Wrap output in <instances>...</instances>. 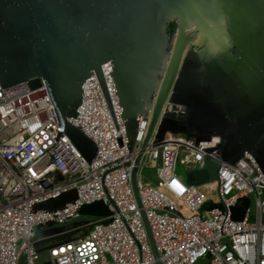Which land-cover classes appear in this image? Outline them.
<instances>
[{
	"label": "water",
	"instance_id": "water-1",
	"mask_svg": "<svg viewBox=\"0 0 264 264\" xmlns=\"http://www.w3.org/2000/svg\"><path fill=\"white\" fill-rule=\"evenodd\" d=\"M108 63L130 151L138 144V115L148 116L131 182L156 264H162L138 189L151 145L173 139L211 141L206 150L231 164L248 150L264 173V0H0L1 86L26 80L31 89L45 84L58 119L56 139L69 135L90 162L98 145L69 118L78 115L83 83L93 74L119 130L104 73ZM178 105L183 111L176 112ZM218 165L207 157L203 168L186 172L185 183L215 180ZM56 178L64 180V175L58 171ZM43 183L54 182L46 178ZM78 196L72 188L36 209L64 208ZM250 199L245 196L233 207L234 219H244ZM215 207L223 205L208 200L200 213ZM80 212L82 219L70 228L54 222L37 227L41 256L72 240L92 219L114 214L104 200L85 203Z\"/></svg>",
	"mask_w": 264,
	"mask_h": 264
},
{
	"label": "built area",
	"instance_id": "built-area-1",
	"mask_svg": "<svg viewBox=\"0 0 264 264\" xmlns=\"http://www.w3.org/2000/svg\"><path fill=\"white\" fill-rule=\"evenodd\" d=\"M104 69L119 130L93 74L83 83L78 115L69 118L97 143L91 162L69 135L56 139L59 124L45 84L34 89L27 80L7 88L0 84V264H156L131 182L148 116L138 115V144L130 151L112 64ZM168 110H173L172 104ZM210 146L211 141L173 139L151 145L146 152L141 168H156L157 181H145L140 170L138 189L159 260L264 264V173L250 151L231 164L217 151H207ZM207 157L219 164L215 180L187 185L176 176L178 161L188 171L203 168ZM58 171L64 180L57 181ZM46 178L52 186L44 185ZM72 188L79 196L64 208L36 209ZM245 196L251 198L245 217L234 219L233 207ZM95 200H104L114 214L92 219L86 234L80 232L41 256L35 244L37 227L54 222L70 228L82 219L81 207ZM208 200L223 208L200 213Z\"/></svg>",
	"mask_w": 264,
	"mask_h": 264
},
{
	"label": "rangeland",
	"instance_id": "rangeland-1",
	"mask_svg": "<svg viewBox=\"0 0 264 264\" xmlns=\"http://www.w3.org/2000/svg\"><path fill=\"white\" fill-rule=\"evenodd\" d=\"M186 167L178 161L176 165V176L185 182V177H186ZM141 174L144 178L145 181H149L151 183H156L157 178H156V168L154 167H142L141 168ZM206 260L200 259L196 264H203L205 263Z\"/></svg>",
	"mask_w": 264,
	"mask_h": 264
},
{
	"label": "flooded vegetation",
	"instance_id": "flooded-vegetation-1",
	"mask_svg": "<svg viewBox=\"0 0 264 264\" xmlns=\"http://www.w3.org/2000/svg\"><path fill=\"white\" fill-rule=\"evenodd\" d=\"M173 30H174V23H171L170 25H169V27H168V32H169V34L172 36V34H173ZM191 50H193V47L191 48ZM201 60V62L202 63H205V61L203 60V59H200ZM192 61H193V64L194 65H197L198 63H197V61H199L198 59H196L195 57L192 59ZM51 245H53L54 244V241H52L51 243H50Z\"/></svg>",
	"mask_w": 264,
	"mask_h": 264
},
{
	"label": "trees",
	"instance_id": "trees-1",
	"mask_svg": "<svg viewBox=\"0 0 264 264\" xmlns=\"http://www.w3.org/2000/svg\"><path fill=\"white\" fill-rule=\"evenodd\" d=\"M91 226L85 228L83 231H81V234H86L90 230Z\"/></svg>",
	"mask_w": 264,
	"mask_h": 264
}]
</instances>
